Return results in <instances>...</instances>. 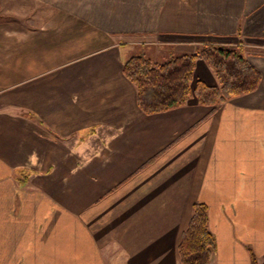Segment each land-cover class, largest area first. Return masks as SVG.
Segmentation results:
<instances>
[{"label": "crops", "instance_id": "obj_1", "mask_svg": "<svg viewBox=\"0 0 264 264\" xmlns=\"http://www.w3.org/2000/svg\"><path fill=\"white\" fill-rule=\"evenodd\" d=\"M1 6L0 264H180L195 203L209 264H250L249 250L264 264V0ZM203 45L241 50L255 91L141 112L123 63ZM196 82L217 86L201 59Z\"/></svg>", "mask_w": 264, "mask_h": 264}, {"label": "trees", "instance_id": "obj_2", "mask_svg": "<svg viewBox=\"0 0 264 264\" xmlns=\"http://www.w3.org/2000/svg\"><path fill=\"white\" fill-rule=\"evenodd\" d=\"M198 59L213 70L216 87L196 82L191 88ZM122 73L135 87L137 106L144 114L179 108L192 97L201 106H215L252 93L261 79L260 73L241 50L216 45H203L194 54L176 56L163 63H153L142 55L132 56L123 63ZM214 249L215 239L208 229L207 207L195 203L177 246L179 262L209 264ZM249 256L250 264H258L250 250Z\"/></svg>", "mask_w": 264, "mask_h": 264}, {"label": "rangeland", "instance_id": "obj_3", "mask_svg": "<svg viewBox=\"0 0 264 264\" xmlns=\"http://www.w3.org/2000/svg\"><path fill=\"white\" fill-rule=\"evenodd\" d=\"M10 8L13 9L14 7H8V9H9V13H7L6 10L8 11V9H7L6 7H2V6H1V7H0V10H1L2 12L0 13V17L3 18V17H5V16H6V17L8 16V19L13 18L12 15H14V14H13L14 12H12V11H11L12 9H10ZM4 11H5V12H4ZM13 11H14V10H13ZM10 12H11V14H10ZM1 15H2V16H1ZM4 19H5V18H4ZM25 25H26V24H25ZM179 263H180V262H179ZM209 263H210V262H209Z\"/></svg>", "mask_w": 264, "mask_h": 264}]
</instances>
